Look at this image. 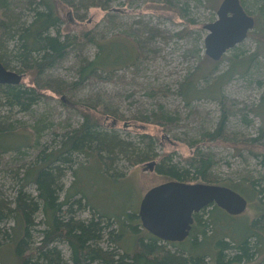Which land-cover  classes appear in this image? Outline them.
<instances>
[{
  "label": "rangeland",
  "instance_id": "rangeland-1",
  "mask_svg": "<svg viewBox=\"0 0 264 264\" xmlns=\"http://www.w3.org/2000/svg\"><path fill=\"white\" fill-rule=\"evenodd\" d=\"M30 1L6 0L5 5L9 6L16 20L24 22L33 15L28 7ZM70 1L75 7L62 5L60 9L64 36H78L85 31L94 40L114 42L123 39L124 59L131 55L133 58L128 60L130 63L114 67L109 75L101 76L108 79L91 80L78 89L68 88L78 79L83 59H92L99 51L93 41H86L42 76L43 83L51 89L44 91L46 96L31 111L20 112L0 105V121L15 128L12 136L6 139L7 143L14 148L17 143H27L20 151L0 154V201L15 206L13 202L24 170L36 164L42 150L47 151L59 144L58 134L82 123L81 114L65 105L69 101L87 102L107 111L112 118L122 116L123 120L116 126L122 138L143 148L142 134L154 136L157 156L148 163H157L161 156L170 153L174 163L184 165L182 159L193 155L197 148L214 153L217 159L213 169L216 182L228 185L245 197L249 205L245 213L229 218L221 229L212 227V230L216 234L219 231L235 234L236 229L250 226L259 218L260 201H264V18L260 13L264 9V0L242 1L245 10L256 21L255 28L245 41L217 62L205 54V38L209 34L205 26L218 19L217 12L223 0ZM96 3L100 7L92 6ZM12 48L10 43L9 48L0 49V53L6 55L4 51ZM12 66L16 64L12 63ZM11 70L19 73L17 67H11ZM23 77L24 83L29 85L30 77ZM56 89L65 92L57 94L52 91ZM62 96L65 102L61 100ZM161 106L179 118L177 126L170 131L141 121L152 120L153 112ZM224 109L234 111L226 128L217 139L206 137L217 130ZM107 122L112 125L113 119ZM256 139L258 141H254ZM118 165L119 169L126 167V176L113 178L104 173L98 157L75 155L74 163L60 179L64 186L61 200L70 191L77 198L83 197L84 202L106 218L112 217L113 220L126 213L136 214L137 218L133 220L132 216L130 221L144 232L139 218L141 201L150 189L169 181L168 177L155 171L156 164L152 170L147 164L131 167L122 158ZM26 191L36 194L34 185L28 186ZM214 209L210 206L202 211V219H208ZM72 215L75 219L88 220L93 211L80 209L73 203ZM34 219L37 225L32 226L33 235L38 238L37 230L46 226L42 223L43 213L39 212ZM19 225L13 215L0 225V264H18ZM116 228L114 222L111 229ZM207 232L211 236L209 229ZM255 233L259 234L252 237L256 257L253 262L240 264H264V232H251L252 235ZM131 240L128 232L115 248L122 253V246L128 248L127 243L131 245ZM211 241L207 239L206 245ZM162 244L168 250L181 249L165 242ZM58 247L63 257L69 259L68 246L60 244ZM224 254L230 255L231 251ZM205 263L219 264L214 255L212 259L206 257Z\"/></svg>",
  "mask_w": 264,
  "mask_h": 264
},
{
  "label": "trees",
  "instance_id": "trees-1",
  "mask_svg": "<svg viewBox=\"0 0 264 264\" xmlns=\"http://www.w3.org/2000/svg\"><path fill=\"white\" fill-rule=\"evenodd\" d=\"M5 3L6 0H0V49H8L10 43L13 48L9 51L3 50L6 55L0 53V62L8 70L17 67L19 73L30 77L31 83L27 85L22 79L19 85L0 84V105L20 112L31 111L32 107L46 96L44 91L51 89L47 83H43L42 76L62 63L75 48L82 46L86 41H93L99 51L94 58L83 59L84 64L78 69V79L68 85V88L78 89L88 81L108 79L101 76L109 75L114 67L124 65L133 58L131 55L128 59L127 57L124 59L123 39L114 42L105 39L94 40L85 31L78 36H64L61 31L64 21L60 9L62 5L75 7L70 0H32L28 3V7L32 9L33 15L30 20L24 22L16 20V16ZM92 6L100 7L98 3ZM260 13L264 18L263 8ZM12 63L16 66H12ZM52 91L57 94L65 92L59 89ZM68 103L65 106L81 114L82 123L72 130L58 134L59 144L46 149L47 151L42 150L36 164L24 170L21 186L13 202L14 207L9 204L10 202L0 201V225L11 215L20 223L21 237L19 236L16 248L18 264H206V257L210 256L212 259L213 255L216 256L219 264L254 261L257 251H254L252 237L259 234L252 235L251 232H264L263 200L260 201L259 218L250 226L246 225L248 227L244 229H236L235 234L213 232L212 227L218 228L224 222H228L229 218H233L217 205H211L214 206L216 214L212 212L206 220H203L200 214L194 215L196 225L193 229V237L182 243H167L174 247L180 246L181 249L177 251L166 249L162 244L163 241L146 230L140 232L139 225L133 226L134 221L130 219L132 216L133 220L136 219V214L126 213L113 220L112 217L106 218L84 202L83 197L77 198L71 195L70 191L65 199L61 200L60 193L64 186L60 184V179L64 177V171L70 169L69 167L74 163L75 155L98 157L104 173L113 178L126 176L125 166L122 169L117 168L120 166L118 165L120 159H126L129 166L135 167L148 164L157 156L154 136L142 134L143 148L122 138L116 127L118 122L123 120L122 116L112 118L107 111L99 110L87 102L69 101ZM233 113L234 111L224 109L217 130L208 133L206 137L219 138ZM151 117L152 120L146 118L141 121L152 123L166 131L177 126L179 119L164 111L162 106L153 112ZM112 119L111 125L107 120ZM14 130L12 124L0 121V154L20 151L21 146H27L26 142H20L17 143V148H14L7 143L6 139L12 136ZM182 161L184 165L179 162L174 163L170 153L165 154L156 163L155 171L159 175L168 177L169 181L220 184L213 175V169L217 165L214 153L197 148L193 155L183 158ZM31 185L35 186L36 194L26 191ZM72 199L75 200L72 202ZM73 203L80 209H91L93 216L88 220L75 219L72 215ZM39 212L43 213L42 223L46 226L42 230H37L39 237L35 238L32 226L37 225L34 216ZM114 222L117 224V230L111 229ZM127 222L129 224H126ZM208 229L211 231V236L207 232ZM196 230L198 233L195 234ZM128 232L132 238L131 245L127 243L128 248L122 246L124 252L120 253L115 246L124 241ZM200 237L203 241H199ZM209 238L212 240L211 244L206 245ZM13 241L14 239L11 240ZM105 243L107 247L104 246ZM60 244L68 246L69 259L63 257L58 247ZM207 249H211L210 252H206ZM212 250L216 252L211 253ZM225 251H231V254L225 255Z\"/></svg>",
  "mask_w": 264,
  "mask_h": 264
},
{
  "label": "water",
  "instance_id": "water-1",
  "mask_svg": "<svg viewBox=\"0 0 264 264\" xmlns=\"http://www.w3.org/2000/svg\"><path fill=\"white\" fill-rule=\"evenodd\" d=\"M218 19L205 26V54L213 61H220L231 49L245 41L255 28V19L248 14L241 0H223ZM23 75L8 70L0 62V84L19 85ZM65 102V97L62 96ZM155 162L147 167L154 169ZM248 200L235 190L216 184L167 181L150 189L140 204L139 218L142 227L165 243H182L190 235L194 215L211 205H217L229 216L246 212Z\"/></svg>",
  "mask_w": 264,
  "mask_h": 264
},
{
  "label": "flooded vegetation",
  "instance_id": "flooded-vegetation-1",
  "mask_svg": "<svg viewBox=\"0 0 264 264\" xmlns=\"http://www.w3.org/2000/svg\"><path fill=\"white\" fill-rule=\"evenodd\" d=\"M248 203H249V202H248ZM202 211H204V210H202ZM202 211H201V212H202ZM201 212H200V213H197V214H200V215H201ZM195 215H196V214H195ZM194 219H195V218H194ZM195 225H196V222L194 221L193 229H194ZM193 229H192L191 235H190L185 241H187L188 239H191V237H193V232H194Z\"/></svg>",
  "mask_w": 264,
  "mask_h": 264
}]
</instances>
